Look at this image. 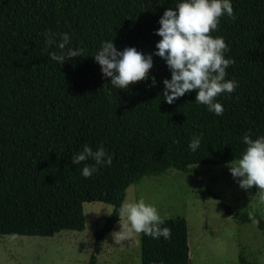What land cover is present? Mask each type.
<instances>
[{
	"label": "trees",
	"instance_id": "1",
	"mask_svg": "<svg viewBox=\"0 0 264 264\" xmlns=\"http://www.w3.org/2000/svg\"><path fill=\"white\" fill-rule=\"evenodd\" d=\"M178 0H0V234L52 236L61 230H83L84 202L110 204L93 238L85 264H96L102 242L120 218L126 189L144 176L169 170L192 172L195 163L224 164L239 159L242 136H264V0H232L233 17L221 16L209 35L222 36L225 58L234 61L225 79L238 86L215 99L222 115L195 100L196 90L162 98L170 72L152 55L149 78L112 87L102 78L94 53L101 41L121 50L134 45L154 53L163 11ZM45 32H68L81 57L56 64L45 45ZM108 89L106 93L105 89ZM110 94V95H109ZM200 138L196 151L188 148ZM88 144L103 145L111 164H101L90 177L83 163L70 158ZM198 191L204 198L203 183ZM226 215L241 223L264 217L246 206L233 212L220 196ZM251 214V219H250ZM171 229L165 240L140 233V264H189L185 218H164Z\"/></svg>",
	"mask_w": 264,
	"mask_h": 264
},
{
	"label": "rangeland",
	"instance_id": "2",
	"mask_svg": "<svg viewBox=\"0 0 264 264\" xmlns=\"http://www.w3.org/2000/svg\"><path fill=\"white\" fill-rule=\"evenodd\" d=\"M191 164L192 172L169 170L144 176L126 189L123 203L143 199L162 218L183 217L187 223L189 264H264V231L256 222L241 223L226 215L221 197L233 212L246 206L264 217V190L242 189L229 172L231 164ZM238 179V178H237ZM200 180L206 193L198 191ZM112 210L103 202H84L83 230H61L52 236L0 234V264H85L93 238ZM125 223L120 216L106 235L96 264H140V233L130 232L116 242Z\"/></svg>",
	"mask_w": 264,
	"mask_h": 264
},
{
	"label": "clouds",
	"instance_id": "3",
	"mask_svg": "<svg viewBox=\"0 0 264 264\" xmlns=\"http://www.w3.org/2000/svg\"><path fill=\"white\" fill-rule=\"evenodd\" d=\"M221 16L233 17L232 0H178L174 8H167L159 17V27L155 34L159 39L154 53L138 50L134 45L118 50L110 40L101 41L99 48L92 54L94 62L99 65L102 78H110L112 87L126 88L129 83L149 78L155 85V77H148L152 67V55L162 58L170 72V78L163 79L162 98L172 104L176 98L196 90L195 102L203 104L207 110L219 116L223 113L222 105L215 99L219 94H230L238 84L233 79H225L226 69L234 63L225 58L227 45L222 36L209 35L218 28ZM45 45H55L60 51L48 55L56 64L65 59L81 57L82 48L70 45L68 32L56 34L45 32ZM106 93L108 89H105ZM110 95V94H109ZM245 149L239 159L229 167V172L242 189L253 185L264 190V136L252 139L248 134L242 136ZM200 138L193 137L188 143L191 151H196ZM80 151L70 158L73 165L83 163L81 175L90 177L101 164H111L112 153L100 145L95 151L88 145L81 146ZM238 178V179H237ZM120 216L125 223L120 231L114 233L116 242L123 240L130 232L143 233L152 239H169L171 229L164 225L162 218L153 204L143 199L136 202L122 203ZM250 214V219H251ZM256 221L253 219V223Z\"/></svg>",
	"mask_w": 264,
	"mask_h": 264
}]
</instances>
